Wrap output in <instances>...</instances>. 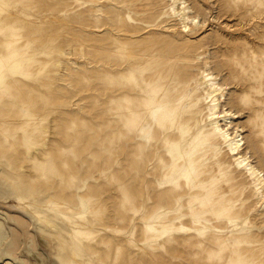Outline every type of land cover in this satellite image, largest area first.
I'll return each instance as SVG.
<instances>
[{"label": "rangeland", "instance_id": "rangeland-1", "mask_svg": "<svg viewBox=\"0 0 264 264\" xmlns=\"http://www.w3.org/2000/svg\"><path fill=\"white\" fill-rule=\"evenodd\" d=\"M243 158L264 0H0V264H264Z\"/></svg>", "mask_w": 264, "mask_h": 264}, {"label": "bare ground", "instance_id": "bare-ground-1", "mask_svg": "<svg viewBox=\"0 0 264 264\" xmlns=\"http://www.w3.org/2000/svg\"><path fill=\"white\" fill-rule=\"evenodd\" d=\"M80 50V52L82 51V49H79ZM76 51H78V50H76ZM211 85L213 86V85H215V83L214 82H212L211 83ZM217 117H219V116H217ZM242 144V139L241 138H238V139H236L235 140V142H234V148L235 149H238L239 147H240V145ZM233 148V147H232ZM246 160H247V158H243V160L241 161L242 163H244V164H248L249 165V167H248V170H250V173L251 174H253V176L252 177H256L257 176V178H256V180L255 181H259V183L260 184H262V180H264V177L262 176V174H261V172L260 171H258L256 168H255V165L253 164V162H246ZM258 171V173L256 174V172ZM264 185V184H263ZM264 191V190H263ZM262 191V192H263ZM18 219V218H17ZM17 223H18V225H19V227H22V229L24 230V231H21V230H18L20 233H18V236L16 235V240L14 239V241H12L13 243H12V250L14 249V250H19V245H20V241L22 240V239H25V240H27V239H30L28 242H27V245L26 246H30V244H31V242H32V245H34V237H28V234L30 233L29 231H28V228L31 226V222H29V224H27V223H25V225H24V223L22 222V221H20V220H17ZM25 226H27V227H25ZM14 234H16V233H14ZM13 237V236H12ZM21 239V240H20ZM30 242V243H29ZM23 243V242H22ZM7 244V243H6ZM8 251V250H7ZM10 254V253H9ZM38 254L40 255V253L38 252ZM33 255V254H32ZM39 261V260H38ZM37 261V262H38ZM38 264H41V262H38Z\"/></svg>", "mask_w": 264, "mask_h": 264}]
</instances>
